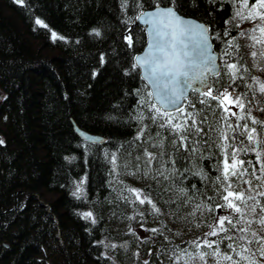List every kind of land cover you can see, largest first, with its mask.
<instances>
[{
  "label": "trees",
  "instance_id": "obj_1",
  "mask_svg": "<svg viewBox=\"0 0 264 264\" xmlns=\"http://www.w3.org/2000/svg\"><path fill=\"white\" fill-rule=\"evenodd\" d=\"M127 2L128 7L122 8V0H24L23 5L0 0V264H188L200 251L212 255L215 246L197 249L191 243L202 245L204 239L220 241L221 254L239 260L227 248L234 243L239 252V243L222 239L224 233L205 235L211 231L209 225L215 223L219 228L215 218L222 216V208L215 205L224 204L215 183L223 160L219 134L223 131L232 145L233 131L222 120L223 109L215 107L216 101L209 108L199 103V95L190 92L184 107L191 111L188 105L194 104L207 117L202 125L204 135L193 137L200 140L197 154L183 148L174 150L171 131L154 124L141 103L147 101L148 89L133 68V57L145 41L142 28L133 24L141 0ZM142 2L146 9L156 0ZM169 2L159 0L160 5ZM233 2L197 0L199 6L194 8L191 0H178V11L209 27L218 56H222L226 41L236 37L242 55L232 62L238 63L239 75L244 78L237 81L236 95L246 94V107L236 114L245 119L237 121L227 114L228 123H247L260 139L264 99L258 85H253L255 94L247 85L253 83L252 77L264 82V62L253 61V49L246 46L252 42L239 36L250 28L238 30L225 23ZM36 18L47 28L36 25ZM225 30H230L229 36L223 35ZM52 32L63 39L54 41ZM225 71L221 67V76L213 78V88L232 83ZM249 115L262 123L252 124ZM73 125L101 136L103 142H85ZM145 126L146 135L137 140L138 131ZM157 133L164 141L163 149L152 147L158 143ZM250 146L240 141L234 147ZM145 148L167 154L148 168L143 163ZM232 150V146L227 150L229 161ZM257 151H262L260 163L256 152H242L239 157L248 169L243 179L251 180V185L230 178L236 186L229 191L255 196L264 206V196L258 195L264 192L260 171L264 151ZM136 157L141 158L140 171ZM169 157L175 159L174 165L165 163ZM253 167L262 179L251 176ZM157 170H163L167 179L157 175ZM78 186L81 192L73 195ZM127 188L142 190L160 212L153 213L147 202L140 204ZM252 204L240 206L250 212ZM197 205L201 208L193 216ZM88 212L92 216L83 218L81 214ZM138 227L144 230L142 238L135 232ZM154 228L160 231L154 233ZM250 231L264 235L257 223ZM228 235L235 233L230 230ZM248 247L258 264H264V257L256 252L259 245ZM182 253L183 258L177 260Z\"/></svg>",
  "mask_w": 264,
  "mask_h": 264
},
{
  "label": "snow or ice",
  "instance_id": "obj_2",
  "mask_svg": "<svg viewBox=\"0 0 264 264\" xmlns=\"http://www.w3.org/2000/svg\"><path fill=\"white\" fill-rule=\"evenodd\" d=\"M18 4L23 5L24 0H16ZM211 3H215V0H210ZM191 5L194 8H198L197 0H191ZM122 8L128 7L127 0H122ZM136 7L140 8L141 11L135 19H143L145 25H148V32L150 34V41L148 43V49L142 56L135 57V63L133 68L141 67L144 70V79H147L151 85V90L147 93V101L142 100L141 103L145 105L149 113H151L150 119L154 124L158 123L160 128L169 129L172 133L170 143L174 150L183 148L185 152H189L193 155L199 151V139H193V137H201L204 135V129L202 125L206 122L207 117L202 116V112L197 110L194 104H189L188 107L191 111H188L184 107V101L187 99L188 93H195L201 97L199 103L212 108V101H216L215 107L217 109L222 108L223 113L221 114L222 120L224 121L227 128L232 129L233 136L231 138L232 145L227 143L228 137L223 131L220 132V140L223 144L221 151L223 152L222 160V172L220 176H217L215 183L219 186L218 193H222V199L224 204H216V208H226L228 210L227 215H222L215 218L219 228L216 224L209 225L211 231L206 233V236H218L220 233H224L222 239L229 241H235L239 243L241 251L236 250L234 243H229L227 248L230 249L239 260H234L232 255H225L223 259L231 261L232 264H241L243 261H249V264H258L254 259L255 253L251 252L248 247L252 244H257L259 247L256 252L261 257H264V235L258 234L256 231H250L251 225L257 223L261 226V231H264V206L261 205L260 201L255 196H246L243 191L234 193L229 189L234 188L236 185L232 183L230 178H235L241 183L251 185V180H244L243 177L248 175V169L243 167L245 161L239 159L240 154L243 152H256L257 163H260V153L257 149L260 146V141L256 138V129L251 128L247 123L235 125L228 123L229 116L236 117L237 121L244 120V116H237L235 112L231 111L228 104L225 103L227 100L233 107L244 110L246 107L245 100L246 94L236 95V87L238 80L244 78L239 75L240 66L237 62H232L234 57H240V45L237 43L236 37H231L226 41V47L223 51L222 56H217L211 50L209 27L203 23H198L195 20L185 18L178 11V0H170L169 6L161 7L159 0H156L155 7L151 10H144V4L141 0L140 3L136 4ZM241 10L236 11L233 20L239 19L241 22L248 21H259L253 28L246 31H241L239 36L246 37L252 43L246 45L253 49L250 55L253 61L264 62V39H260L255 35L257 31L264 35V0H255V3L249 8L248 0H244L243 4L239 5ZM226 24L232 23V21H225ZM35 24L47 28L44 22L36 18ZM235 24L234 27H238ZM230 30H225L224 36H229ZM99 35V32L95 33ZM52 39H63L59 37L57 33L52 32ZM219 39V35L216 37ZM129 46H132V37H127ZM261 46L259 51L256 50L257 46ZM217 60H221L222 64H218ZM255 67H259V63H254ZM221 67L225 71L232 83L227 87L213 88V78H219L221 76ZM246 72L247 69H244ZM253 83L248 84L247 87L253 90L254 94L257 91L253 85H258V92L260 98L264 99V82H261L258 77L251 78ZM219 83V80L216 81ZM234 97V99H229ZM255 98V95H254ZM264 111V108L260 109ZM171 113H176L175 116ZM250 113V110H249ZM251 119L252 124H261L262 122L254 117L248 116ZM143 120L144 117L139 118ZM243 128L244 131H238ZM147 126L140 128L137 133L136 139L139 140L142 136L146 135ZM85 137L86 142H97L95 138L88 137L86 133H81ZM156 140L158 143H153V148L164 147V141L160 139L159 133H157ZM240 141H246L250 147L236 148L234 147ZM3 141L0 140V144ZM205 143L207 141L205 140ZM232 146L231 152V164H229L228 148ZM166 151H160L159 153L148 151L145 148L143 156V163L146 167L150 168L153 161L160 163V159L166 156ZM200 158H203L202 156ZM137 171H140V157H136ZM112 163L115 167L116 157L113 154ZM165 163H176L175 159L169 157ZM248 164H252V161H248ZM163 167V166H162ZM221 168V163L217 164V169ZM260 171L264 174V163L261 164ZM256 168H252L251 176L256 180L262 179V176L256 175ZM145 175H149V172L145 171ZM201 175V172L195 173ZM157 175L164 176L163 170H157ZM167 179L166 176H164ZM83 181H81V184ZM127 191L135 196V199L140 204L148 203L151 205L153 213H159L160 209L157 208L156 204L147 196L141 198L142 190L135 188H127ZM181 194L185 193L184 189H179ZM81 192V188L78 186L77 191L73 195H78ZM260 196H264V192L258 193ZM127 199V197H125ZM211 200V197H209ZM252 201L250 212H245L240 205L248 207V202ZM132 202V201H129ZM188 201L186 200L185 203ZM259 207L260 211L257 212ZM201 208V205H197L191 215H195L196 211ZM83 218L88 219L92 216L90 212L82 213ZM251 217V218H249ZM258 217V219H257ZM95 223V220L92 221ZM227 223L228 227H225ZM199 227L200 225H196ZM234 231L235 235H228L229 231ZM152 232H159V229H151ZM100 243H103L101 241ZM197 249L202 246L214 250L211 253L213 256H220V241H208L204 239L201 243L191 242ZM113 248L116 245H112ZM244 253H250L249 256ZM184 253L177 257V260L183 258ZM206 253L203 251L199 252V258L204 261ZM147 264V261H145ZM219 264V262H218Z\"/></svg>",
  "mask_w": 264,
  "mask_h": 264
},
{
  "label": "rangeland",
  "instance_id": "obj_3",
  "mask_svg": "<svg viewBox=\"0 0 264 264\" xmlns=\"http://www.w3.org/2000/svg\"><path fill=\"white\" fill-rule=\"evenodd\" d=\"M243 2H244V0H234V2L232 3L233 4L232 13H231L230 18H229V21H232V23H228L229 26H231L232 28L238 29V30L248 29V28L251 29L254 27V25L256 23H259L258 20L257 21L245 20L243 22H241L239 19L233 20V17H234V14L236 13V11L241 10L239 8V5L243 4ZM253 3H255V0H252V1L248 0L249 8L251 7V5ZM235 24H238L239 26L234 27ZM254 34L257 35L258 38L264 39V35L260 34L258 31ZM229 99H234V98L230 97ZM225 103L228 104V107L231 108L232 112L236 113L238 111L239 108L233 107L231 104L228 103L227 100L225 101ZM228 115H231V114L228 113ZM258 140L260 141L259 149H263V151H264V132L261 135L260 139H258ZM259 152H262V151H259ZM229 164H231V161H229ZM263 185H264V183H263ZM141 198H143L142 194H141ZM227 213H228V210L226 208H222V210L219 211V214H222V215L227 214ZM135 232L139 238H142L145 236L144 230L142 227L135 228ZM223 256H225V255L220 254V256H218V257L213 256V255L205 256L204 261H202L199 257H197V258H195V260L193 262H190L188 264H218V262H219V264H232L231 261L223 259ZM243 264H249V263H243Z\"/></svg>",
  "mask_w": 264,
  "mask_h": 264
},
{
  "label": "water",
  "instance_id": "obj_4",
  "mask_svg": "<svg viewBox=\"0 0 264 264\" xmlns=\"http://www.w3.org/2000/svg\"><path fill=\"white\" fill-rule=\"evenodd\" d=\"M160 6H161V7H166V6H169V5H160ZM154 7H155V5L152 6V7H150V8H146V9H144V10H151V9L154 8ZM139 13H140V12H139ZM139 13H138L136 16H138ZM181 15H182V14H181ZM136 16H135V17H136ZM183 16H184L185 18L195 20V21H197L198 23H203V24H205L204 22H202V21H200V20H197V19H195V18H193V17H191V16H185V15H183ZM133 24H134V25H137V26H140V27L142 28V30H143V32H144V36H145L144 45L142 46V48L140 49V51H138L137 53H135V55H134V57H133V64H134V63L136 62V61H135V57H136V56H142V55L147 51V49H148V43H149L151 37H150V34H149L148 30H147L149 26L144 24L143 19H135V18H134V22H133ZM205 25H206V24H205ZM209 36H210V34H209ZM210 44H211V50L213 51L214 54H216V55L218 56V54L213 50L211 38H210ZM217 63L220 64V60H217ZM136 69H137V71H138V74H139L140 79L143 81V83L145 84V86H146V88L148 89V92H149V91L151 90V85L149 84V82H148L147 79H144V70H143V68H141V67H137ZM188 95H189V93L187 94V97H188ZM183 103H184V102H183ZM73 130H74V132L79 136V138L82 139V140H84L85 142H86L85 137L82 136L81 133H86L88 137L95 138L96 141H97V142H95V143H101V142H103V138H102L101 136H99V135H97V134L89 133V132H87V131H84V130H82V129L76 127L75 125H73ZM88 143H92V142H88Z\"/></svg>",
  "mask_w": 264,
  "mask_h": 264
},
{
  "label": "bare ground",
  "instance_id": "obj_5",
  "mask_svg": "<svg viewBox=\"0 0 264 264\" xmlns=\"http://www.w3.org/2000/svg\"><path fill=\"white\" fill-rule=\"evenodd\" d=\"M41 202V201H40Z\"/></svg>",
  "mask_w": 264,
  "mask_h": 264
}]
</instances>
